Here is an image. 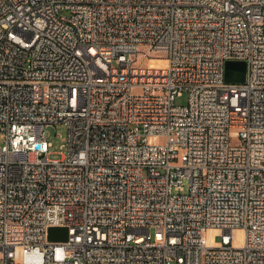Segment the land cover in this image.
Segmentation results:
<instances>
[{"label":"built area","instance_id":"built-area-1","mask_svg":"<svg viewBox=\"0 0 264 264\" xmlns=\"http://www.w3.org/2000/svg\"><path fill=\"white\" fill-rule=\"evenodd\" d=\"M0 133V264H264V0H0Z\"/></svg>","mask_w":264,"mask_h":264},{"label":"rangeland","instance_id":"rangeland-1","mask_svg":"<svg viewBox=\"0 0 264 264\" xmlns=\"http://www.w3.org/2000/svg\"><path fill=\"white\" fill-rule=\"evenodd\" d=\"M148 62L145 63V66H147ZM188 104V95L184 94L181 97H178L176 99V105L178 106H185ZM48 133L50 134V141L52 143V148L50 149L52 155L50 157L51 160H59L62 158L61 154L66 151L64 148L67 144L68 140V129L64 125H59L57 127H51L48 130ZM4 143V140L1 137L0 133V146H2ZM189 182L185 181V186L188 188ZM217 242H221V237H216Z\"/></svg>","mask_w":264,"mask_h":264},{"label":"water","instance_id":"water-1","mask_svg":"<svg viewBox=\"0 0 264 264\" xmlns=\"http://www.w3.org/2000/svg\"><path fill=\"white\" fill-rule=\"evenodd\" d=\"M247 73L246 62H228L226 65V82L244 83ZM69 239L68 228H51L49 231L50 242H66Z\"/></svg>","mask_w":264,"mask_h":264},{"label":"bare ground","instance_id":"bare-ground-1","mask_svg":"<svg viewBox=\"0 0 264 264\" xmlns=\"http://www.w3.org/2000/svg\"><path fill=\"white\" fill-rule=\"evenodd\" d=\"M150 63H151L152 66H157V65L162 64V63H164V62H162V61H157V60H152Z\"/></svg>","mask_w":264,"mask_h":264}]
</instances>
